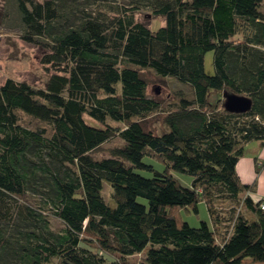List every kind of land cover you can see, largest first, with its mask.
<instances>
[{
	"label": "trees",
	"instance_id": "1",
	"mask_svg": "<svg viewBox=\"0 0 264 264\" xmlns=\"http://www.w3.org/2000/svg\"><path fill=\"white\" fill-rule=\"evenodd\" d=\"M262 4L19 0L20 37L41 47L50 75L42 88L14 78L0 84V264H264V199L255 201L256 183L237 172L246 144L264 142ZM142 8L165 24L152 30L136 18ZM144 68L193 91L166 112L169 130L160 134L143 125L160 110ZM225 93L248 96L251 108L227 110ZM20 113L50 128L28 127ZM115 136L124 146L92 155ZM172 171L191 175V185ZM201 201L211 220L199 226L171 211L197 212Z\"/></svg>",
	"mask_w": 264,
	"mask_h": 264
},
{
	"label": "rangeland",
	"instance_id": "2",
	"mask_svg": "<svg viewBox=\"0 0 264 264\" xmlns=\"http://www.w3.org/2000/svg\"><path fill=\"white\" fill-rule=\"evenodd\" d=\"M261 10L264 12V0ZM136 18L147 22L152 30H157L165 24L164 18L155 16L149 8L140 9L136 14ZM24 30L25 26L19 9V0H0V84L7 78H14L16 80H25L35 87L42 88L49 79L50 73L40 61L42 56L41 47L28 44L20 37ZM213 59L214 52L208 51L205 55V69L209 74L215 72ZM125 65L124 63L122 67ZM141 74L147 80V94L160 102V110L143 119V125L146 129H150L157 134L168 131L169 127L165 121L166 112L174 109L182 96L189 99L193 98V91L189 85L180 82L174 77L159 75L151 68L141 69ZM118 85L120 86V83ZM20 116L21 122L28 127L46 126L50 128L47 122L26 113H20ZM88 122L97 125L92 119H89ZM108 123L118 127L125 126L123 123L111 119L108 120ZM124 143L121 137H112L95 150L92 155L97 159L108 157L112 154V149L122 147ZM144 161L152 164L157 170L165 169L164 162L159 158L146 155ZM136 171L146 176H152L154 173L148 169L137 168ZM172 173L181 184L185 186L191 185V175L179 171H172ZM104 196L110 199V188L107 185L104 188ZM222 207V205L218 206L221 217L224 215ZM171 211L179 223L187 221L192 226H199L202 220L209 222L211 220L207 205L203 201L198 203L197 212L192 208L189 210L173 208ZM51 223L56 230H60L63 227L62 221L54 216L51 217ZM105 264H111V259L108 258Z\"/></svg>",
	"mask_w": 264,
	"mask_h": 264
},
{
	"label": "crops",
	"instance_id": "3",
	"mask_svg": "<svg viewBox=\"0 0 264 264\" xmlns=\"http://www.w3.org/2000/svg\"><path fill=\"white\" fill-rule=\"evenodd\" d=\"M259 165L262 169L257 173ZM237 172L243 183H256V191L251 194L254 200L264 199V142L253 140L246 144Z\"/></svg>",
	"mask_w": 264,
	"mask_h": 264
},
{
	"label": "water",
	"instance_id": "4",
	"mask_svg": "<svg viewBox=\"0 0 264 264\" xmlns=\"http://www.w3.org/2000/svg\"><path fill=\"white\" fill-rule=\"evenodd\" d=\"M223 98L224 107L232 112H247L252 106V100L245 95L225 93Z\"/></svg>",
	"mask_w": 264,
	"mask_h": 264
},
{
	"label": "built area",
	"instance_id": "5",
	"mask_svg": "<svg viewBox=\"0 0 264 264\" xmlns=\"http://www.w3.org/2000/svg\"><path fill=\"white\" fill-rule=\"evenodd\" d=\"M261 207L264 209V203H262V206Z\"/></svg>",
	"mask_w": 264,
	"mask_h": 264
}]
</instances>
